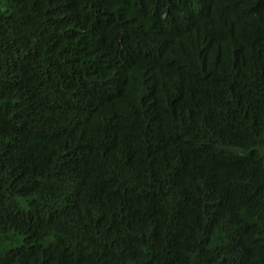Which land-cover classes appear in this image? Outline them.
<instances>
[{
  "label": "trees",
  "instance_id": "trees-1",
  "mask_svg": "<svg viewBox=\"0 0 264 264\" xmlns=\"http://www.w3.org/2000/svg\"><path fill=\"white\" fill-rule=\"evenodd\" d=\"M0 264H264V0H0Z\"/></svg>",
  "mask_w": 264,
  "mask_h": 264
},
{
  "label": "bare ground",
  "instance_id": "bare-ground-1",
  "mask_svg": "<svg viewBox=\"0 0 264 264\" xmlns=\"http://www.w3.org/2000/svg\"><path fill=\"white\" fill-rule=\"evenodd\" d=\"M238 50V49H237ZM139 59V58H138Z\"/></svg>",
  "mask_w": 264,
  "mask_h": 264
}]
</instances>
